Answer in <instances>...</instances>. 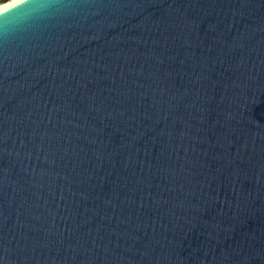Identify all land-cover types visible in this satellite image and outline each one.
<instances>
[{"label": "water", "instance_id": "95a60500", "mask_svg": "<svg viewBox=\"0 0 264 264\" xmlns=\"http://www.w3.org/2000/svg\"><path fill=\"white\" fill-rule=\"evenodd\" d=\"M0 264H264V0L1 10Z\"/></svg>", "mask_w": 264, "mask_h": 264}, {"label": "bare ground", "instance_id": "6f19581e", "mask_svg": "<svg viewBox=\"0 0 264 264\" xmlns=\"http://www.w3.org/2000/svg\"><path fill=\"white\" fill-rule=\"evenodd\" d=\"M17 1H19V0H9L3 4H0V11L3 10L4 8L16 3Z\"/></svg>", "mask_w": 264, "mask_h": 264}, {"label": "rangeland", "instance_id": "374dc122", "mask_svg": "<svg viewBox=\"0 0 264 264\" xmlns=\"http://www.w3.org/2000/svg\"><path fill=\"white\" fill-rule=\"evenodd\" d=\"M7 1V0H6ZM0 3H2V2H0Z\"/></svg>", "mask_w": 264, "mask_h": 264}]
</instances>
